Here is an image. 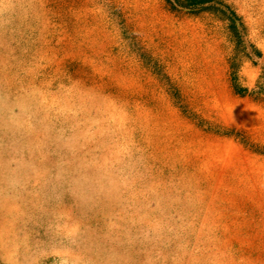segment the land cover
<instances>
[{
    "label": "rangeland",
    "instance_id": "374dc122",
    "mask_svg": "<svg viewBox=\"0 0 264 264\" xmlns=\"http://www.w3.org/2000/svg\"><path fill=\"white\" fill-rule=\"evenodd\" d=\"M0 264H264V0H0Z\"/></svg>",
    "mask_w": 264,
    "mask_h": 264
}]
</instances>
